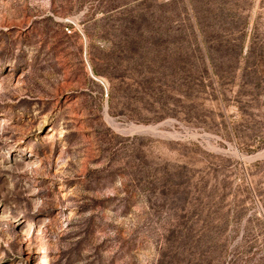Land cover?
I'll use <instances>...</instances> for the list:
<instances>
[{
	"label": "rangeland",
	"instance_id": "1",
	"mask_svg": "<svg viewBox=\"0 0 264 264\" xmlns=\"http://www.w3.org/2000/svg\"><path fill=\"white\" fill-rule=\"evenodd\" d=\"M0 264H264V0H0Z\"/></svg>",
	"mask_w": 264,
	"mask_h": 264
}]
</instances>
